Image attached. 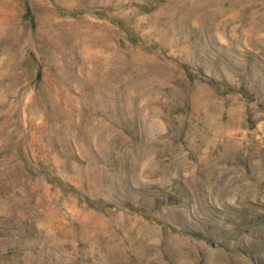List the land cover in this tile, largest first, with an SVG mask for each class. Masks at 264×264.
Returning <instances> with one entry per match:
<instances>
[{"label":"rangeland","instance_id":"374dc122","mask_svg":"<svg viewBox=\"0 0 264 264\" xmlns=\"http://www.w3.org/2000/svg\"><path fill=\"white\" fill-rule=\"evenodd\" d=\"M0 264H264V0H0Z\"/></svg>","mask_w":264,"mask_h":264}]
</instances>
